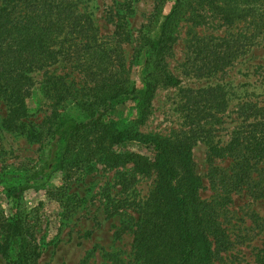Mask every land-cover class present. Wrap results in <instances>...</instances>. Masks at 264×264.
<instances>
[{"label":"rangeland","instance_id":"obj_1","mask_svg":"<svg viewBox=\"0 0 264 264\" xmlns=\"http://www.w3.org/2000/svg\"><path fill=\"white\" fill-rule=\"evenodd\" d=\"M51 1L63 7L65 19L55 44L59 52L40 66H24L31 84L20 119L23 130L4 126L7 107L0 96V174L19 175L40 165L53 143L47 118L53 112L81 118L79 112L84 110L77 106L79 100L97 90L85 88L101 86L103 93L131 90L145 40L157 35L163 16L177 3L162 65L179 80L178 85L158 83L142 116L130 99L111 107L100 103L91 108L97 109L94 116L98 111L102 121L172 140L207 127L211 112L207 99L216 97L222 107L216 113L219 121L211 124L212 142L229 146L241 131L239 126L245 125L235 114L236 104L264 102V27L261 32L255 27L264 0H238L235 9L243 19L231 24L210 15L201 0ZM235 3L216 2L232 8ZM60 81L69 92L84 90L74 99L57 97ZM32 129L38 132L37 140L26 135ZM92 140L89 135V146ZM118 148L150 155L145 146L134 142ZM74 155L68 159L76 163L65 164L63 173H52L44 188L25 190L21 196L38 245V264H139L131 231L154 174L137 173L130 163L105 166L101 152L95 155L99 159L94 156L87 163L77 162ZM207 155L202 135L192 138L191 157L201 182L199 198L213 208L224 232L223 248L212 243V264H257V256H264V160L249 165L245 177H240L239 165L226 152L210 161ZM211 168L216 169L210 175ZM8 215L0 185V218ZM0 264H7L1 256Z\"/></svg>","mask_w":264,"mask_h":264},{"label":"trees","instance_id":"obj_2","mask_svg":"<svg viewBox=\"0 0 264 264\" xmlns=\"http://www.w3.org/2000/svg\"><path fill=\"white\" fill-rule=\"evenodd\" d=\"M201 1L207 5L208 13L222 22L231 24L235 19H243L235 9L238 0H233L236 1L233 8L229 4H216L217 0ZM177 5L180 4L173 5L163 16L157 35L145 40L137 58V78L131 90L103 93L101 86L85 88V91L97 90L91 93L94 98L86 95L79 100L77 106L84 110L79 112L81 118L56 112L47 118V133L53 143L45 150L40 165L19 175L0 174V185L9 205V215L0 218V256L7 264H38V245L34 231L27 222L21 196L25 190L44 188L45 181L52 173H63L65 164L76 163L74 159H68L72 154H75L73 157L77 162L87 163L101 152L105 156L102 159L105 166L130 163L137 173L154 174L153 186L131 231V247L139 264H212V243L223 248L224 232L216 222L214 210L198 195L201 182L191 157L192 138L202 135L208 145L209 161L211 157L226 152L239 165V176L245 177L249 165L264 160V102L262 105L249 101L236 104L235 114L242 117L241 122L245 125L239 126L241 131L236 132L237 136L232 138L229 146H218L212 142L214 127L211 124L219 121L216 113L222 107L215 100L216 97L207 99L211 110L208 112L207 127L199 126L191 129L190 134L172 140L102 121L98 111L94 116L97 109L91 110L100 103L111 107L116 102L130 99L138 115L142 116L158 83L178 85L179 80L162 65L170 39L168 28L177 14ZM63 16V7L51 0H3L0 5V96L7 107L2 123L8 129L21 131L25 126L20 119L26 111L24 98L30 93L31 78L24 66H40L59 52L55 44L65 25ZM255 25L257 31L261 32L264 27V5ZM59 84L57 97L69 96L74 99L75 94L84 90L81 87L69 92L66 84L61 81ZM208 94H211V90ZM36 134L38 132L32 129L26 135L37 140ZM89 135L93 139L90 146L87 143ZM130 142L145 146L150 155L118 148ZM94 158L99 159V156ZM215 169H210V175ZM119 234L120 231L116 232V236ZM256 262L264 264V256L258 255Z\"/></svg>","mask_w":264,"mask_h":264}]
</instances>
